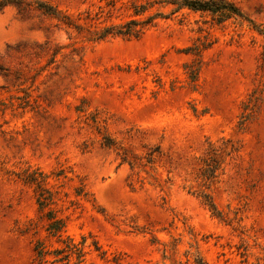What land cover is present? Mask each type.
I'll use <instances>...</instances> for the list:
<instances>
[{
  "label": "rangeland",
  "instance_id": "1",
  "mask_svg": "<svg viewBox=\"0 0 264 264\" xmlns=\"http://www.w3.org/2000/svg\"><path fill=\"white\" fill-rule=\"evenodd\" d=\"M45 1L93 19L78 32L32 7L0 11V264H48L36 241L51 252L82 236L67 264H191L194 246L208 264L264 263V34L183 9L138 38L91 41L90 23L142 0ZM233 1L264 31V0ZM208 157L219 168L203 184ZM24 171L42 174L45 208Z\"/></svg>",
  "mask_w": 264,
  "mask_h": 264
},
{
  "label": "trees",
  "instance_id": "2",
  "mask_svg": "<svg viewBox=\"0 0 264 264\" xmlns=\"http://www.w3.org/2000/svg\"><path fill=\"white\" fill-rule=\"evenodd\" d=\"M107 5L111 6L110 3H107ZM155 5H157V7H155ZM6 6H14L18 11L25 9V7H32L46 16L55 18L65 27L74 29L78 32L83 29V23L80 22L81 20L86 23L93 19L87 11L79 12L76 16L65 14L45 0H0V11ZM166 7H169V12H162L161 9ZM130 8L131 13L129 16L120 22H110L102 26H98L96 23H90L89 28L91 27L92 29L89 31L87 39L91 41H101L107 37L113 36H119L124 39L138 38L146 29L155 24L157 18H167L183 9L206 13L218 24L229 19L244 21L259 33L264 34V31L255 25L252 19H250L233 0H142L140 3H132ZM152 8H156V10L154 12H149ZM83 13L86 14L84 17L82 16ZM6 72L7 69L0 65V74L6 76ZM191 72L194 74L193 77H195L196 69H192ZM101 142L106 147L116 146L113 139L106 135L102 137ZM121 159L125 161L126 157L122 156ZM150 161L151 158L147 157L146 162L149 163ZM218 168L219 163L213 157H208V159L204 161V169L201 172L203 184L216 177ZM17 176L24 182L36 185L38 192L36 193L35 200L39 209L45 208L48 202L50 203L49 191L41 187L43 176L40 172L24 171L21 174H17ZM199 196L202 198L203 203L211 210L213 215H221L208 193L201 190L199 191ZM45 217L49 220L47 225L48 233L52 236H60L59 233L63 227V222L60 219L54 218L51 211L46 212ZM84 243L85 238L83 236L78 243H73L71 238H66L64 248H56L50 252L45 249L41 241H36L33 249L39 262L48 264H67L71 255H75L77 262L81 260L84 254ZM50 253L53 254L54 258L48 261L45 256ZM187 255L191 258V264H208L203 259L196 246L193 247V250L187 251ZM178 264H188V262H179ZM251 264L264 263L257 260Z\"/></svg>",
  "mask_w": 264,
  "mask_h": 264
}]
</instances>
